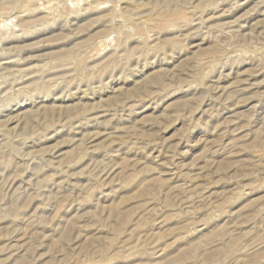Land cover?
Wrapping results in <instances>:
<instances>
[{
  "label": "rangeland",
  "instance_id": "1",
  "mask_svg": "<svg viewBox=\"0 0 264 264\" xmlns=\"http://www.w3.org/2000/svg\"><path fill=\"white\" fill-rule=\"evenodd\" d=\"M0 264H264V0H0Z\"/></svg>",
  "mask_w": 264,
  "mask_h": 264
}]
</instances>
